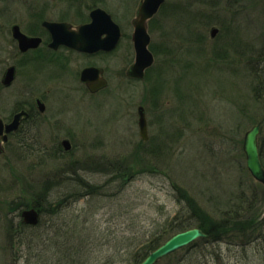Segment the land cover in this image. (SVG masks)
<instances>
[{
    "label": "rangeland",
    "instance_id": "374dc122",
    "mask_svg": "<svg viewBox=\"0 0 264 264\" xmlns=\"http://www.w3.org/2000/svg\"><path fill=\"white\" fill-rule=\"evenodd\" d=\"M136 1L111 0L112 10L128 14ZM153 29L160 52L144 81L124 75L134 60L128 42L112 56L106 96L65 111L76 126L70 152L56 147L65 134L45 133L31 136L24 161L21 149L20 160L0 156V264H64L60 230L77 264H140L152 238L165 242L197 213L229 234L158 264H264V185L243 151L255 125L259 140L264 133V0H166ZM62 199L70 210L45 211L46 230L21 227L37 200ZM67 228L81 230L75 244L65 242Z\"/></svg>",
    "mask_w": 264,
    "mask_h": 264
},
{
    "label": "flooded vegetation",
    "instance_id": "af4514ba",
    "mask_svg": "<svg viewBox=\"0 0 264 264\" xmlns=\"http://www.w3.org/2000/svg\"><path fill=\"white\" fill-rule=\"evenodd\" d=\"M141 1L127 14L113 12L111 0H0V156L20 160L21 149L24 161L30 156L31 136L45 133L66 135L56 142L64 155L73 149L76 126L66 112L75 109L80 98L94 107L96 98L106 96L112 56L120 48L127 51L128 42L135 58L132 36ZM156 17L146 24L150 36ZM108 19L120 34L113 48L108 41L118 30ZM94 22L104 27L99 32L104 34L103 48L77 49L79 29ZM90 69L100 71L103 87L92 90L82 81V73Z\"/></svg>",
    "mask_w": 264,
    "mask_h": 264
},
{
    "label": "water",
    "instance_id": "95a60500",
    "mask_svg": "<svg viewBox=\"0 0 264 264\" xmlns=\"http://www.w3.org/2000/svg\"><path fill=\"white\" fill-rule=\"evenodd\" d=\"M165 0H142L138 15L134 23L135 32L133 34V43L136 53L135 63L130 67L128 71V76L130 78L143 80L145 78L146 70L152 67L155 58L153 53L149 50V44L151 42L150 35L147 33L146 24L147 21L153 18L164 4ZM110 22L114 25L110 19ZM107 22H104L106 25ZM115 26V25H114ZM102 27V30L100 29ZM118 30V27L115 26ZM100 29V30H98ZM81 32L78 35V43L76 48L79 50H90L98 51L103 48L102 33L104 27L98 23L94 22L91 25L83 26L79 29ZM218 30L216 28L212 29L211 36L215 37ZM119 30L117 34L112 35V39L108 42L111 44V48L115 47L119 39ZM105 40V39H104ZM99 71L90 69L85 70L82 75V81L89 85L92 90L99 89L105 85V81L99 80ZM139 127L140 134L144 140L148 139L147 131V121L143 108H139ZM261 132V124L254 126L249 132L246 133L243 144V151L246 156V165L251 175L256 181L264 185V167L261 162L258 137ZM66 150L70 147L67 146L65 142ZM24 222L30 225H36L38 222V212L34 209L24 211L22 213ZM205 233L199 228H193L180 232L172 236L169 240L163 243L156 250L151 252L145 260L140 264H157L162 259L168 257L169 255L183 249L192 243H194L199 238H204Z\"/></svg>",
    "mask_w": 264,
    "mask_h": 264
},
{
    "label": "trees",
    "instance_id": "16d2710c",
    "mask_svg": "<svg viewBox=\"0 0 264 264\" xmlns=\"http://www.w3.org/2000/svg\"><path fill=\"white\" fill-rule=\"evenodd\" d=\"M151 49L156 55H157V52H160L159 49L157 50V47L155 45H152ZM162 52H165V51L163 50ZM259 148H260L261 161H262V164H263V167H264V133H263L262 138L259 140ZM44 197L45 196L41 197V199H43V200L48 199V197H46V198H44ZM35 206L41 207L42 209L45 208L43 211H46L47 213H49L50 211H52V212L56 211V208L54 207V204L53 205L49 204L48 206H44V203H42L41 200L40 201L37 200ZM195 217L197 218V221H195V224H194V222L193 223L187 222V223L178 224L175 228H171V227L169 228V229H171L170 233L172 235H174L176 233H179V232H182V231H186V230L191 229V228H195L194 226H196L198 228H201L208 235L207 238L210 239L212 242L219 243L223 239L222 238L223 235L226 236V235L229 234L228 232H230L228 230V226L226 224L222 225L221 222L213 221L210 217H208L205 214L197 213L195 215ZM234 218H235V221H237V222L234 223L233 229H236V228H238V225H239V221H238L239 219H237L236 216ZM44 222L45 223L46 222L51 223V220L46 219V221H44ZM223 223H225V222H223ZM263 225H264V221H263ZM69 229L70 228H67L68 231L66 232L67 237H65V242H67V244L68 243L70 244L71 242H74V244H75V240L79 241L80 238H81V232H80L81 230H77L76 228H74L72 231H69ZM60 231L62 233V230H60ZM60 231L59 232L53 231L54 232L53 234L57 233V242H59L57 244V246L58 247L59 246L60 247H64L63 249H65V252L63 253L64 254V256H63L64 264H77L75 262V260H74V258L77 256V253L76 252L73 253L72 249H67L68 248L67 246H64L63 243H60V240L62 242V239L60 237ZM62 234L64 235V233H62ZM162 239L163 238H161L160 235H158V236L152 238L144 246L145 254L142 255L144 259L152 251H154L161 244H163L164 241ZM74 244L72 246H69V247H72V248L75 247ZM170 261L171 260H168L167 263L174 264V262L171 263ZM59 262H61V259L58 260L57 263H59ZM136 264H139V263H136Z\"/></svg>",
    "mask_w": 264,
    "mask_h": 264
},
{
    "label": "bare ground",
    "instance_id": "6f19581e",
    "mask_svg": "<svg viewBox=\"0 0 264 264\" xmlns=\"http://www.w3.org/2000/svg\"><path fill=\"white\" fill-rule=\"evenodd\" d=\"M138 125H139V122H138ZM248 169V168H247ZM249 171V170H248ZM249 173H250V171H249ZM251 174V173H250ZM85 196V195H84ZM86 197H87V195H86ZM61 203H64L66 206H68L67 208L69 209L70 208V205H69V203L65 200V199H62L61 201H58V202H55V204H54V207H56V211H60L61 209H59V206L61 205ZM70 210V209H69ZM42 223L45 225V222H43L42 221ZM46 226V225H45ZM201 229V228H200ZM43 230H46V228L45 229H43ZM202 230V229H201ZM203 231V230H202ZM204 232V231H203ZM205 233V232H204ZM205 237L204 238H206L208 235L205 233Z\"/></svg>",
    "mask_w": 264,
    "mask_h": 264
}]
</instances>
